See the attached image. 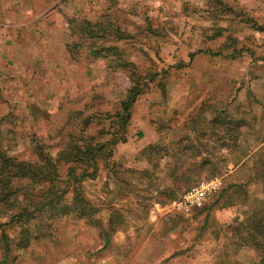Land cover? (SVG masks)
<instances>
[{
    "label": "rangeland",
    "instance_id": "1",
    "mask_svg": "<svg viewBox=\"0 0 264 264\" xmlns=\"http://www.w3.org/2000/svg\"><path fill=\"white\" fill-rule=\"evenodd\" d=\"M220 1L214 17V0H0V152L58 162L60 204L88 214L24 226L1 209L0 264H262L264 0ZM72 17L129 38L99 42L101 55L89 40L74 47ZM225 41L242 53H207ZM117 131L62 192L67 147ZM215 178L202 208L177 210L185 190Z\"/></svg>",
    "mask_w": 264,
    "mask_h": 264
},
{
    "label": "trees",
    "instance_id": "2",
    "mask_svg": "<svg viewBox=\"0 0 264 264\" xmlns=\"http://www.w3.org/2000/svg\"><path fill=\"white\" fill-rule=\"evenodd\" d=\"M108 2L111 7L117 5V0H108ZM222 5L224 6L220 0H214V4L211 2L210 10L214 9V17L224 12L225 9ZM66 24L68 34L74 40L73 46L81 45V42L86 40L92 41L98 45L92 51L96 55H101L106 50V48L99 45V42L104 40L120 41L129 38V34L112 21L101 22L98 19L90 20L72 17L66 20ZM216 36H219V34ZM219 44L215 49L216 52H212L211 48H209L207 53L212 56L231 58H237L242 53V50L237 51L236 49L230 52L225 51L231 46L226 41L219 42ZM191 56L192 54H190ZM137 92L138 90L136 89L130 90L129 95L122 102V111L116 115L119 130H122L129 120L130 107L136 99ZM118 131L111 134V138L107 140L108 142L95 143L94 138L86 137L80 140V145L67 147L70 152L65 153L61 157V160L65 163H71L72 166L67 172V181L64 182L65 187L64 190L61 189L62 192H65L69 188V181L71 179L75 181L73 185L79 184L84 176L89 175L88 169H95V157L99 155L98 153L108 143L111 145L115 144L116 140H118L116 138ZM39 148V145L35 146V149ZM38 153L41 163H36V161H19L14 157H7L0 152V210L7 209V211H14L15 215L11 217V220H17L24 226L33 223L42 216H45L47 219H55L70 213H75L74 215H78L79 217L88 215L84 212V209L76 207L68 208L60 204L57 195L58 190H55L57 181H59L57 174L58 162H52L45 153ZM32 189H37V192L32 194ZM24 233L27 234V237L21 240L19 244L20 248H25L31 239L29 229L24 230ZM32 234V237L37 236L34 232ZM105 242L107 245L109 239L106 238ZM261 262L264 264V251Z\"/></svg>",
    "mask_w": 264,
    "mask_h": 264
},
{
    "label": "built area",
    "instance_id": "3",
    "mask_svg": "<svg viewBox=\"0 0 264 264\" xmlns=\"http://www.w3.org/2000/svg\"><path fill=\"white\" fill-rule=\"evenodd\" d=\"M221 187V180L215 178L210 181L201 182L185 190L174 203L179 211L189 212L193 209H200L206 200Z\"/></svg>",
    "mask_w": 264,
    "mask_h": 264
}]
</instances>
